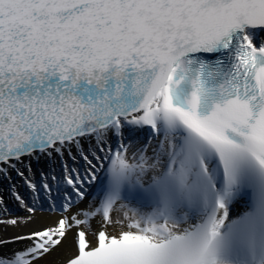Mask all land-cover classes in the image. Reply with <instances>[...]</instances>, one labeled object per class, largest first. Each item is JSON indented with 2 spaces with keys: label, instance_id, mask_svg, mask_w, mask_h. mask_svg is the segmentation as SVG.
<instances>
[{
  "label": "snow or ice",
  "instance_id": "6c2138e0",
  "mask_svg": "<svg viewBox=\"0 0 264 264\" xmlns=\"http://www.w3.org/2000/svg\"><path fill=\"white\" fill-rule=\"evenodd\" d=\"M0 264H264V0H0Z\"/></svg>",
  "mask_w": 264,
  "mask_h": 264
}]
</instances>
